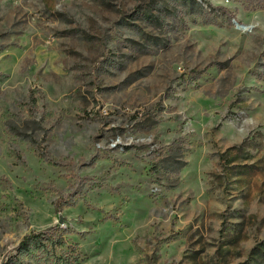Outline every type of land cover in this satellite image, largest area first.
Instances as JSON below:
<instances>
[{
	"label": "rangeland",
	"instance_id": "1",
	"mask_svg": "<svg viewBox=\"0 0 264 264\" xmlns=\"http://www.w3.org/2000/svg\"><path fill=\"white\" fill-rule=\"evenodd\" d=\"M74 259L264 264V0H0V264Z\"/></svg>",
	"mask_w": 264,
	"mask_h": 264
},
{
	"label": "trees",
	"instance_id": "2",
	"mask_svg": "<svg viewBox=\"0 0 264 264\" xmlns=\"http://www.w3.org/2000/svg\"><path fill=\"white\" fill-rule=\"evenodd\" d=\"M47 234H45V232H39V233H32V235H26L22 240H21V243L20 245L21 246H26V245H31V244H34L36 242H40L41 238H44L46 239L47 236H45ZM254 251V250H253ZM261 253V250H259L257 253L255 252V258L258 257V254ZM254 254V252H253ZM261 257V256H260ZM259 258V257H258ZM263 259V258H262ZM254 260V259H253ZM76 259H74L73 261V264H76Z\"/></svg>",
	"mask_w": 264,
	"mask_h": 264
},
{
	"label": "water",
	"instance_id": "3",
	"mask_svg": "<svg viewBox=\"0 0 264 264\" xmlns=\"http://www.w3.org/2000/svg\"><path fill=\"white\" fill-rule=\"evenodd\" d=\"M238 27L245 29V25H242V24H238Z\"/></svg>",
	"mask_w": 264,
	"mask_h": 264
}]
</instances>
